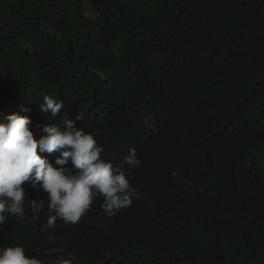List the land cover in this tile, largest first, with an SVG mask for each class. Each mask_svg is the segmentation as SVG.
Here are the masks:
<instances>
[{
	"label": "trees",
	"instance_id": "obj_1",
	"mask_svg": "<svg viewBox=\"0 0 264 264\" xmlns=\"http://www.w3.org/2000/svg\"><path fill=\"white\" fill-rule=\"evenodd\" d=\"M21 107L37 140L66 115L102 159L134 148L141 166L130 206L110 217L98 196L52 240L47 194L25 182L0 246L43 264H264V0H0V122Z\"/></svg>",
	"mask_w": 264,
	"mask_h": 264
},
{
	"label": "clouds",
	"instance_id": "obj_2",
	"mask_svg": "<svg viewBox=\"0 0 264 264\" xmlns=\"http://www.w3.org/2000/svg\"><path fill=\"white\" fill-rule=\"evenodd\" d=\"M62 109L63 101L50 95H44L39 105V110L53 119ZM28 111L21 107L0 122V227L6 224L8 215L25 218V182L37 193L47 194L50 215L41 232L48 234L49 240L54 239L49 229L54 228L58 218L65 223H78L98 196L103 197L101 209L110 217L130 206L136 189L126 177L141 166L134 148L128 150L119 165L114 159L105 161L106 152L102 159L104 149L94 136L66 115L59 124L46 125L42 129L44 135L37 140L31 130L32 120L20 114ZM263 146L255 149L256 163L255 156ZM45 153L56 154L55 166ZM30 200L36 218L43 209V200ZM25 253L22 245L0 246V264H43ZM55 264H72V260L60 255Z\"/></svg>",
	"mask_w": 264,
	"mask_h": 264
},
{
	"label": "rangeland",
	"instance_id": "obj_3",
	"mask_svg": "<svg viewBox=\"0 0 264 264\" xmlns=\"http://www.w3.org/2000/svg\"><path fill=\"white\" fill-rule=\"evenodd\" d=\"M257 163L260 165L261 172L264 174V146L259 149L258 154L255 156Z\"/></svg>",
	"mask_w": 264,
	"mask_h": 264
},
{
	"label": "bare ground",
	"instance_id": "obj_4",
	"mask_svg": "<svg viewBox=\"0 0 264 264\" xmlns=\"http://www.w3.org/2000/svg\"><path fill=\"white\" fill-rule=\"evenodd\" d=\"M200 188H203V186H200ZM216 192H218V191L207 186V188L202 193H216Z\"/></svg>",
	"mask_w": 264,
	"mask_h": 264
}]
</instances>
